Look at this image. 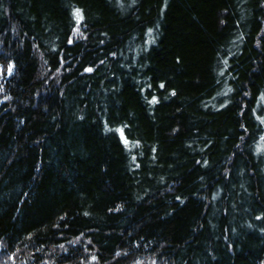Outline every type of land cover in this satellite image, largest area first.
Segmentation results:
<instances>
[{
    "label": "trees",
    "instance_id": "1",
    "mask_svg": "<svg viewBox=\"0 0 264 264\" xmlns=\"http://www.w3.org/2000/svg\"><path fill=\"white\" fill-rule=\"evenodd\" d=\"M260 117L264 0H0V264H264Z\"/></svg>",
    "mask_w": 264,
    "mask_h": 264
},
{
    "label": "snow or ice",
    "instance_id": "2",
    "mask_svg": "<svg viewBox=\"0 0 264 264\" xmlns=\"http://www.w3.org/2000/svg\"><path fill=\"white\" fill-rule=\"evenodd\" d=\"M133 3H135V0H133ZM76 17H77L78 20H82V19H83V16H82V13H81L80 10H77V11H76ZM69 42L71 43V41H69ZM85 70L88 71V72H92V71H93L92 68H87V69H85ZM8 72H9V74H11V72H12V67H11V66L8 68ZM149 87H151V85H149ZM160 87L163 88L164 85L161 84ZM172 94L175 95V92H173ZM5 99H7V97H5ZM157 100H158V98L153 97V99H152V101H151L150 103H156ZM260 119H261V122L264 123V117H260ZM124 143L127 144V143H129V142H128L127 139H125V140H124ZM177 199H179V197H177ZM92 259L95 260V259H97V258H96L95 256H93Z\"/></svg>",
    "mask_w": 264,
    "mask_h": 264
}]
</instances>
